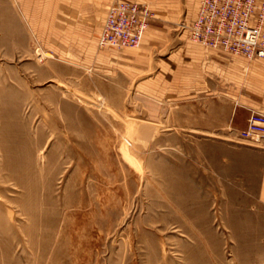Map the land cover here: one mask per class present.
<instances>
[{
	"label": "rangeland",
	"instance_id": "rangeland-1",
	"mask_svg": "<svg viewBox=\"0 0 264 264\" xmlns=\"http://www.w3.org/2000/svg\"><path fill=\"white\" fill-rule=\"evenodd\" d=\"M137 1L159 37L99 48L113 0H0V264H264V141L194 119L162 63L217 49Z\"/></svg>",
	"mask_w": 264,
	"mask_h": 264
},
{
	"label": "crops",
	"instance_id": "crops-1",
	"mask_svg": "<svg viewBox=\"0 0 264 264\" xmlns=\"http://www.w3.org/2000/svg\"><path fill=\"white\" fill-rule=\"evenodd\" d=\"M92 1V5L90 3L85 5L86 8L83 6V1L77 3L72 0L71 6L73 7V12L77 8L78 11L82 12L81 10H83L87 14L90 12L95 13L96 1H103V7L105 5V0ZM118 1L126 0H113L112 3ZM141 1H149L155 4L156 12L161 19L166 18L169 20L178 15H183L185 19H189L188 23H190L198 13L201 0ZM67 5L69 7L70 2H67ZM84 7L86 10H84ZM156 31L153 28H149L145 33L143 43L150 39L153 40L154 36L159 37ZM100 34L101 31L98 35L97 44ZM191 48L193 51L190 55L192 56L191 60H185L181 54H174L175 57L169 56L168 60L163 61L162 75L164 79L170 84L176 81L175 79L177 78V81H179L177 94L181 98L182 94L184 95V102L204 100L207 103V107L205 108L198 107V105L194 106L193 116L195 120L197 118L201 119L203 116L209 117L211 120L218 119V106L224 100L227 104L234 105L231 109L232 111L229 110V105L225 107V114L221 115L223 119L226 118L223 125L225 124L229 130L239 128L242 131L246 128L248 118L253 112H264V60L230 57L217 50H212L210 54H206L201 48L194 47V45ZM166 76L168 77L166 78ZM190 77L193 78V85L189 84L188 78ZM181 98H179L180 102H182ZM216 129H218V126ZM262 175L260 198L264 199V166Z\"/></svg>",
	"mask_w": 264,
	"mask_h": 264
},
{
	"label": "built area",
	"instance_id": "built-area-1",
	"mask_svg": "<svg viewBox=\"0 0 264 264\" xmlns=\"http://www.w3.org/2000/svg\"><path fill=\"white\" fill-rule=\"evenodd\" d=\"M153 16L146 3L133 0L112 3L99 47L140 46ZM186 27L190 39L206 48L249 60H264V0H201L195 19ZM239 136L250 143L264 141V112H253Z\"/></svg>",
	"mask_w": 264,
	"mask_h": 264
}]
</instances>
